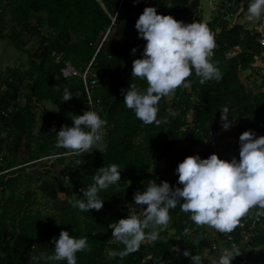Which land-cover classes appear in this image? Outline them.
<instances>
[{
  "label": "trees",
  "instance_id": "obj_1",
  "mask_svg": "<svg viewBox=\"0 0 264 264\" xmlns=\"http://www.w3.org/2000/svg\"><path fill=\"white\" fill-rule=\"evenodd\" d=\"M249 2L226 0L221 7L229 15L243 8L237 19ZM198 5V0H139L138 3L134 0H0V42L7 40L14 49L27 53L23 46L27 39L36 37V46L27 53L26 68L9 69L0 81V152L2 148L7 151L0 158V264H67L43 258L54 254L52 240L58 239L61 231L75 238H87L91 245L90 252L76 254L77 264H192L191 258L183 255L185 251L190 256H203L206 235L178 204L169 210L168 226L157 229L155 242L145 241L138 251L123 259L118 255L107 257L108 252L119 253L125 248L112 237L109 225L132 213L140 215L141 206L134 201L137 192L145 191L151 181L158 186L168 182L173 190L182 188L176 173L179 163L188 156L207 159L214 154L209 134L222 127L223 107L229 108V122L236 117L235 149H240L239 137L245 131L254 132L256 138L264 136V76L258 85L262 90L252 95L238 75L245 70L260 69L253 64L264 54V48L258 44L262 35L236 23L228 24L217 10L203 24L214 34L216 48L211 62L222 73V79L200 84L193 70L188 78L190 89L180 87L168 101L165 97L159 102V126L144 125L125 106L122 90L126 92L133 83L142 91L147 88L146 81L132 77L133 61L143 58L147 43L135 28L144 9L153 7L158 15H170L183 23H202ZM29 20L33 21L32 25ZM22 35L27 39H22ZM235 46L239 51L233 53ZM67 65L74 75L63 76L61 70ZM86 67L97 82L90 90L89 100L81 80ZM24 80L26 92L18 105ZM66 88L73 98L64 102ZM43 102L58 106L59 111L45 110ZM36 107H42L44 125L31 134V109ZM89 110L107 121L101 129L106 151L100 153L93 148L91 153L70 155L72 163L62 167L53 179L66 196L56 213H31L32 193L26 190L13 198L19 175L11 176L22 172L27 165H38L40 157L50 150L58 151L55 162L62 165L67 150L56 146L55 136L63 126H74L73 116ZM53 127L55 132L51 131ZM21 142L25 145L17 157ZM77 160L83 163L78 165ZM112 164L118 165L121 179L118 185L98 193L104 201L103 208L88 212L73 208L69 201L84 199L81 189L86 190L94 183L92 177L100 168ZM35 172L26 175L28 181L40 180L38 172L36 178L32 177ZM44 172L48 174L47 170ZM5 191L9 194L5 195ZM256 209L241 218L245 227ZM185 229L190 231L185 234ZM254 232L246 244H240L237 227L230 234L220 235L240 245L245 251L246 264H264V217ZM224 244L230 251L228 242ZM237 262L235 257L231 264Z\"/></svg>",
  "mask_w": 264,
  "mask_h": 264
},
{
  "label": "clouds",
  "instance_id": "obj_2",
  "mask_svg": "<svg viewBox=\"0 0 264 264\" xmlns=\"http://www.w3.org/2000/svg\"><path fill=\"white\" fill-rule=\"evenodd\" d=\"M138 2L134 0V3ZM247 13L249 21L264 16V0H250ZM135 28L139 37L147 43L143 58L133 61L132 77L146 81L147 88L142 91L136 84H130L126 92L122 90L123 102L144 125L155 123L159 126V102L162 98L174 95L180 87L190 89L191 81L188 78L193 70L200 78V84L222 79V73L211 62L216 48L215 37L206 24H185L170 15H158L153 7L144 9ZM136 51L132 49L133 54ZM72 98L66 88L63 101ZM221 113L222 128L229 130L236 117L233 116V121L229 122L227 106L221 109ZM72 119L73 127L63 126L56 134V146L74 156L91 153L93 148L104 153L106 145L101 129L107 121L91 110L73 116ZM51 131L55 132V127ZM239 144V161L233 158L228 162L216 154L207 159H201L198 155L184 159L176 169L178 183L182 188L173 190L168 182L158 186L155 181H151L145 191L137 192L134 201L141 206L140 215L132 213L128 218L109 225L113 230L112 237L125 246L123 251L110 255H118L123 259L138 251L145 241L155 242L159 235L157 229L168 226L171 219L169 210L175 209L178 204L182 212L190 213V219L195 225L207 226L222 234H230L241 218L254 208L261 210L256 213L258 217L264 216V136L256 138L254 132L245 131L239 137ZM76 163L80 165L83 162L77 160ZM92 178L94 183L86 190L81 189L84 199L69 201L73 208L81 212L103 208L104 201L98 193L119 184V167L116 164L102 167ZM146 229L151 231L146 232ZM189 231L185 229V234ZM52 243L55 245L54 254L43 258L66 261L67 264H77L78 252L92 250L87 238H75L67 231H61L59 238H53ZM240 254V249L233 245L232 250H226L219 257L217 264H231ZM183 255L190 257L192 264H203L199 254L190 256L185 251Z\"/></svg>",
  "mask_w": 264,
  "mask_h": 264
},
{
  "label": "rangeland",
  "instance_id": "obj_3",
  "mask_svg": "<svg viewBox=\"0 0 264 264\" xmlns=\"http://www.w3.org/2000/svg\"><path fill=\"white\" fill-rule=\"evenodd\" d=\"M225 3L226 0H198L199 15L201 17V21L202 22L210 21L211 18L213 17V14L217 10L219 14L225 17L228 24H232L234 20V14L229 15L227 12L222 10L223 8L221 6L224 5ZM247 16L248 13L246 8V10L243 11L242 15L236 19L235 23L246 28L248 31L257 32L261 30V32H264V16H262L260 19H254L252 21H249ZM29 24L32 25L33 21L29 20ZM110 35L112 37V32L110 33ZM21 38L24 40L27 39L25 35H22ZM35 46H36V37L32 36L29 39H27V43L23 46V49L27 53H31ZM27 53L14 49L11 43L7 40H3L0 42V81L5 77L7 70L18 69L19 71H23L26 68ZM248 71L249 70L242 71L243 72L242 75L244 76L245 74L250 73V71L249 72ZM261 76H264V74L263 73L259 74L257 78L260 80ZM25 84L26 81L24 80L20 85V93L18 95V101H16V104L18 105H21L23 102L22 95L26 92ZM168 100L169 97H166V101ZM41 105L45 110L49 112L59 111L58 106L52 105L50 103L43 102ZM42 107H36L31 109V112L33 114V123L29 130L31 134H35L37 130L44 125V116L41 114L40 111ZM2 136L3 134L1 135V137ZM215 139L217 140V144H221V142H219V139L217 137H215ZM24 145L25 143L21 142L17 152V157H19V155L23 152ZM33 147H34V143L31 142L30 148L32 149ZM6 155H7V151L5 150V148H2L0 152V158ZM57 155H59L58 151L50 150L45 156L40 157L39 161L41 160V162H39L38 165L29 167L26 164L27 166L24 167V170L22 172H17V173L15 172L11 176V177H15L19 175L18 182L13 188L14 190L13 198L21 196L26 190L32 193V198L29 200L31 213L37 211L40 215L55 214L60 203L66 197L64 192H62V189L59 187L58 184L54 182L53 179L58 177L62 167H64L66 164L72 163L73 158L70 155L65 154L62 165H58L55 162V159L58 157ZM30 163L31 162H28V164ZM159 166L163 167V163H160ZM32 170H36V172L41 174V176L39 177L40 180L38 182H34V180H32V182L27 180L26 175L30 174ZM46 170L48 172L47 175L44 172ZM36 172L32 174L33 178L37 177ZM8 194H9L8 191H5V195ZM199 229L200 230L202 229L203 232L205 233L206 242H207V247L203 249V256H202L203 264H217V261L220 256L218 251L215 252V250H213V247L221 246L223 249L225 247L224 246L226 240L225 235L218 234L214 236L213 228L207 226L199 227ZM205 250L207 251V257L204 256ZM110 253L111 252H108L107 255L108 259H110V257L112 256L110 255Z\"/></svg>",
  "mask_w": 264,
  "mask_h": 264
},
{
  "label": "crops",
  "instance_id": "obj_4",
  "mask_svg": "<svg viewBox=\"0 0 264 264\" xmlns=\"http://www.w3.org/2000/svg\"><path fill=\"white\" fill-rule=\"evenodd\" d=\"M240 11L241 10H238L235 13L233 23L236 22V15H238V13H240ZM198 12H199V5H198ZM200 19H201V17H200ZM202 23H205V22H202ZM244 29H246V28H244ZM257 32H260L261 35L264 37V32H261V30H259ZM253 66H258L260 68V70H257V69L254 68V69L249 70L250 73L245 74L244 76L242 75L243 72L238 74L242 84L244 85V87L246 89V91L250 92L252 95H254L257 92L262 90V89L258 88L260 80L257 77L261 73L264 74V54L263 53H261L259 55L258 59L253 64ZM247 77H249V78H247ZM236 125H237V121H234V122L231 123V127H230L229 130H224L221 127L218 130L212 131L209 134L210 142L213 143V148L216 150V153H214V154H216L222 160H224V158H225V161H230L231 158H229V157H230L231 151H235V150L239 151L240 150V149H235V141H236L235 140V136H236L235 135V126ZM215 137H217L219 139V142H221V144H217V140L215 139ZM198 229H199V227H198ZM213 231H214V236L218 235V234L220 235V233H218L215 229H213ZM221 245H222V243H221ZM223 249H224V251H223ZM223 249H222L221 246L213 247V250H215V252H217V251L219 252V256L223 255L224 252L227 250L226 246ZM206 257H207V255H206Z\"/></svg>",
  "mask_w": 264,
  "mask_h": 264
},
{
  "label": "built area",
  "instance_id": "obj_5",
  "mask_svg": "<svg viewBox=\"0 0 264 264\" xmlns=\"http://www.w3.org/2000/svg\"><path fill=\"white\" fill-rule=\"evenodd\" d=\"M258 44H259V47L264 48V37H260ZM238 51H239V48L237 46L233 47V53H236ZM61 72H62L63 76H69V75L75 74L73 72L72 68H69L68 66H66L65 69L61 70ZM86 76H87V78H86ZM81 80H82L84 92L86 94L87 99L89 100L90 90L92 88L96 87V85H97L96 76L88 70V67H86V69L84 70V72L81 75ZM210 145L213 147L212 142H210ZM213 151H214V153H216V150L214 148H213ZM201 159H205V158H201ZM259 211H261V210L258 208L255 211V213H253V215H251V218H250L251 221L247 227H245L244 221L239 222L237 228H238V238H239L240 244H246L250 241V239H252V237H254V235H255L254 228L257 225V223L260 221V219H262L264 217V216L258 217L256 215V213ZM225 241L228 242L230 250H232L233 245H235L237 248L240 249L241 254L239 256H237V258H238L237 264H246L245 251L241 250L240 245L238 243L234 242L228 236L226 237Z\"/></svg>",
  "mask_w": 264,
  "mask_h": 264
},
{
  "label": "water",
  "instance_id": "obj_6",
  "mask_svg": "<svg viewBox=\"0 0 264 264\" xmlns=\"http://www.w3.org/2000/svg\"><path fill=\"white\" fill-rule=\"evenodd\" d=\"M69 67V66H68ZM70 68V67H69ZM229 158H231V160L233 159V158H235L237 161H239V151L238 150H235V151H231V154H230V157ZM231 160L230 161H228V162H231Z\"/></svg>",
  "mask_w": 264,
  "mask_h": 264
}]
</instances>
